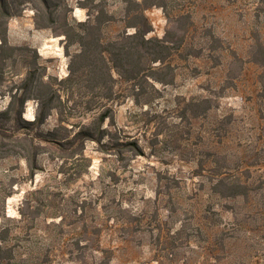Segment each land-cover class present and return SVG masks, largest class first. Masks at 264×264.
I'll return each instance as SVG.
<instances>
[{"label":"rangeland","instance_id":"374dc122","mask_svg":"<svg viewBox=\"0 0 264 264\" xmlns=\"http://www.w3.org/2000/svg\"><path fill=\"white\" fill-rule=\"evenodd\" d=\"M103 1L110 5V11L119 13L117 0ZM67 2L71 8L69 16L78 21L88 19V10L79 7V0ZM175 4L178 7L172 14L190 15L193 27L181 53L173 59L175 83L166 87L158 85L162 92L153 110L166 112L163 114L169 123L170 119L175 120L173 112L179 106L183 108L189 103L192 105L189 113L199 114L193 104L208 98L212 104L209 116L178 128L169 124L168 131L159 136V142L171 139L168 134L173 129L175 134L178 132L187 139L180 141L183 151L171 152L160 144L161 153L153 154L150 144L155 142L162 123L146 124L147 116L131 97L116 102V128L139 138L145 149L144 156L118 171L116 181L110 177L100 180L103 155L92 142L85 148L90 166L79 178L75 176L78 163L69 161L62 166L60 160L42 155L39 170L31 178L24 158L19 155L0 157V215H3L0 216V235L10 231L6 246L13 248L17 263L39 264L49 256L50 261L45 264H264V190L238 205L233 200L221 199L208 188L198 189V178L193 177L196 165L192 161L193 156H199L203 146L210 143L211 148L227 156L234 165H240L241 171L248 164L260 162L251 171L254 179L264 178V84L262 68L253 62L254 58L264 59V50L260 49V44H264V1L177 0ZM146 15L153 26L148 37L163 38L171 27L164 10L153 6L147 9ZM34 17L35 10L27 5L21 16L8 22V45L15 50L5 48L4 52L12 57L0 62V111L8 107L11 92L16 91L30 68H37L38 75L45 76V80L57 78L60 81L69 74L71 56L78 47H70L67 53L64 36L36 29ZM122 29L123 24L116 23L109 34L114 36ZM188 53L198 54V57H185ZM34 61L36 65L32 66ZM124 88L121 84L117 90ZM73 92L68 103L70 109L63 118H66L65 126L78 131L98 113L88 111L85 104L77 106L82 98L77 89ZM60 94L65 101L70 92ZM37 109V100H29L23 118L34 120ZM223 117H229L231 122L226 127L228 132L214 131L210 137L208 130ZM59 120L60 116L53 112L42 129H54L60 124ZM109 124L110 121H106L104 127ZM79 163L84 168L83 164L89 161ZM159 172L180 180L171 198L157 195ZM36 190L41 192L35 194ZM36 200H48L53 209H46V217L35 223L20 222L21 209L27 208L26 201L36 204L33 202ZM113 205L116 207L110 211ZM234 206L242 208L240 218L248 215L240 231L228 241L225 252L217 246L215 253H211L207 242L185 235L174 238L172 234L182 220L198 218L209 211L208 218L200 223L208 231L206 235L211 236L212 224L230 227L234 222L230 209ZM119 208L143 213L146 217L140 226L123 230L122 223L113 218L120 216ZM128 214L121 213L125 220L130 219ZM197 220L194 218L193 223ZM94 228L100 229L97 239L92 234ZM77 241H81V245L89 244L92 250L80 249ZM83 253L85 260L79 263L75 257Z\"/></svg>","mask_w":264,"mask_h":264},{"label":"trees","instance_id":"16d2710c","mask_svg":"<svg viewBox=\"0 0 264 264\" xmlns=\"http://www.w3.org/2000/svg\"><path fill=\"white\" fill-rule=\"evenodd\" d=\"M117 1L120 3L119 13L110 11V5L103 0H79V7L88 10V19L78 21L69 16L71 8L67 0H0V62L12 57L4 52L5 48L9 47L11 52L15 50L8 45V22L13 17L21 16L27 5H31L35 10L36 29L51 30L55 36H64L67 53L70 47L74 45L78 47L71 56L67 77L60 81L57 78L45 80V76L38 75L37 68H30L16 91L11 92L8 107L0 111V157L19 155L24 158L31 178L39 170V158L42 155H47L51 160H60L62 166L69 161L78 163L75 176L81 177L85 168L90 166V160L85 156V148L88 142H92L97 145V151L103 155L100 180L110 177L116 181L120 169L125 170L134 159L145 154L139 138L129 136L116 128L114 104L125 97H131L142 109V114L147 116L146 124L156 121L162 123L155 134V142L150 144L153 154L161 153L160 144L164 145L165 149H171V152L183 151L180 141L186 138L178 132L175 134L173 129L168 134L171 139L167 138L159 142V136L168 131L169 124L178 128L202 116L206 118L209 116L212 104L208 98L192 103L200 111L199 114L189 113V106H192L189 103L183 108L179 106L180 108L173 112L176 115L175 120L170 119L169 123L166 122L163 114L166 112L153 110V105L162 92L158 85L166 87L175 83L176 68L173 59L175 55L181 53L193 27L190 15L172 14L178 7V4H175L177 0ZM153 6L161 7L171 21V27L163 38L148 37L153 26L146 11ZM119 22L123 24V29L114 36L110 35V28ZM260 49L264 50V44H260ZM26 53L27 50H24V54ZM190 55L198 57V54L191 53L185 57ZM253 62L262 68L261 79L264 84V59L254 58ZM33 63L32 66H35L36 61ZM121 84H124L125 88L118 91L117 87ZM74 89H77L82 98L77 106L85 104L88 111L98 113L91 123L83 125L78 131H72V128L65 126L66 118H63L69 108L68 103L73 98ZM61 91L70 92L65 101L60 94ZM32 99L37 100L38 109L34 120H26L23 118L24 108ZM53 112L60 116V124L52 130L45 131L42 127ZM106 121H110L108 127H104ZM230 123L229 117H223L213 127L211 126L208 134L212 137L214 131L228 132L226 127L228 128ZM62 131L65 134H61ZM165 149L163 150L166 151ZM191 155L195 154L191 152ZM82 161L89 163L83 164L84 168H81L82 164L80 165L79 162ZM192 161L196 165L193 177L198 178V189L208 188L211 194L221 199L233 200L238 205L242 200L248 201L253 194L257 195L264 190V178L254 179L251 171V168L260 162L248 164L247 168L241 171L240 165H234L227 156L211 148L210 143H206L200 155L193 156ZM158 175L157 195L171 198L172 191L179 187L180 180L160 172ZM39 192L41 190H36L35 194ZM33 202L36 204L26 201L27 208L21 209L20 222L35 223L38 219L46 217V209L52 208L48 200ZM115 207L111 206L110 211ZM230 209L234 215V222L230 227L212 224L211 236L206 235L208 231L200 223L208 218L206 213L209 211L203 212L198 218L192 216L191 220L189 218L182 220L172 234L174 238L185 235L207 242L211 253H215L217 246L225 252L228 241L240 231L243 220L245 221L248 215L240 218L243 213L239 206ZM117 212L120 216L115 215L113 218L118 223H122L123 230L133 225L140 226L146 217L143 213H134L126 208H119ZM125 212L129 213V220L122 217L121 213ZM155 213L158 216V210ZM194 218L198 219V222L193 223ZM63 220L62 217L59 223L61 224ZM92 234L97 239L100 236V229L94 228ZM9 235V230L0 235V264H19L13 248L6 246ZM76 246L83 250H92L89 244L81 245V241H77ZM75 260L82 263L85 254H80ZM49 261L50 257L45 256L39 264ZM101 264L105 263L101 262Z\"/></svg>","mask_w":264,"mask_h":264}]
</instances>
